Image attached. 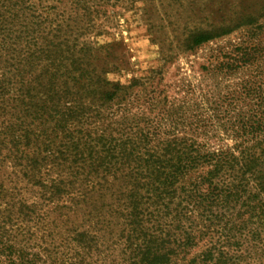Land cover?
I'll list each match as a JSON object with an SVG mask.
<instances>
[{
    "label": "trees",
    "instance_id": "trees-1",
    "mask_svg": "<svg viewBox=\"0 0 264 264\" xmlns=\"http://www.w3.org/2000/svg\"><path fill=\"white\" fill-rule=\"evenodd\" d=\"M136 1L0 0V264H264V0L186 30L242 35L190 104L105 79L98 8Z\"/></svg>",
    "mask_w": 264,
    "mask_h": 264
},
{
    "label": "rangeland",
    "instance_id": "rangeland-1",
    "mask_svg": "<svg viewBox=\"0 0 264 264\" xmlns=\"http://www.w3.org/2000/svg\"><path fill=\"white\" fill-rule=\"evenodd\" d=\"M69 0H34L41 7L69 8ZM261 0H137L132 6L113 5L99 9L95 34L90 41L111 44L109 63L119 65L120 72H108L109 82L125 83L132 78L144 77L152 70H161L157 89L176 101H195L198 96L214 88L223 89L232 81H218L204 77L201 67L217 57L220 50L230 51L242 35H231L191 53L181 52V41L188 29L208 24L219 25L235 13H255ZM104 13V14H103ZM264 39V38H263ZM264 71V62L262 64ZM247 74V72H246ZM239 77L240 74H239ZM159 83V84H158ZM229 144L228 142H225Z\"/></svg>",
    "mask_w": 264,
    "mask_h": 264
}]
</instances>
